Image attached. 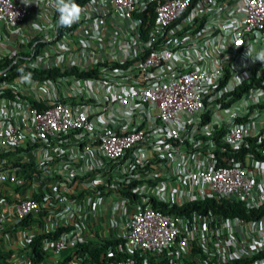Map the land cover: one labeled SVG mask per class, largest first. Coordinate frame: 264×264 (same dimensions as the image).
<instances>
[{
	"label": "built area",
	"instance_id": "obj_1",
	"mask_svg": "<svg viewBox=\"0 0 264 264\" xmlns=\"http://www.w3.org/2000/svg\"><path fill=\"white\" fill-rule=\"evenodd\" d=\"M75 3L62 27L56 0H0V226L65 227L0 264L95 237L122 254L104 264H264V213L152 206L264 204V0Z\"/></svg>",
	"mask_w": 264,
	"mask_h": 264
},
{
	"label": "trees",
	"instance_id": "obj_2",
	"mask_svg": "<svg viewBox=\"0 0 264 264\" xmlns=\"http://www.w3.org/2000/svg\"><path fill=\"white\" fill-rule=\"evenodd\" d=\"M45 71H22V73H28L33 75H41ZM254 151V149H252ZM244 152L240 153L238 156L240 159ZM152 206L158 210L167 211L174 215H184L189 217L193 210H205L206 208H210L214 213L223 215V216H238L242 218H252L260 216L264 213V204L254 207V208H247L243 205L242 202L238 201H231V200H221L219 203H215L211 200L203 201L202 203L199 202H186L182 205L176 204H169L166 202H152ZM30 220L27 218L20 224H27ZM18 226V225H17ZM63 229L64 226L58 227L54 232L50 234H36L30 240L27 248V253L30 255L32 261L37 262L40 259L44 258V249L42 248L41 241L46 236H57ZM115 242L102 239L99 237L92 238L91 240L87 241L86 243L80 244L77 249L70 252L61 262V264H104L107 260L118 258L122 256V254L118 253L114 246ZM110 247L109 252L107 253V247ZM77 252H81L83 254V259L78 262H73L72 257ZM129 257V254H126ZM134 258H139V256L134 255ZM237 261L233 263H202L198 262V260H188L185 261L183 264H235ZM149 264H167V259H162L160 262L154 263L152 262L151 258L149 260Z\"/></svg>",
	"mask_w": 264,
	"mask_h": 264
},
{
	"label": "crops",
	"instance_id": "obj_3",
	"mask_svg": "<svg viewBox=\"0 0 264 264\" xmlns=\"http://www.w3.org/2000/svg\"><path fill=\"white\" fill-rule=\"evenodd\" d=\"M14 190L17 192L18 189H15L8 183L0 184V193L4 192L8 195L9 193H13ZM23 229L24 228L20 226H16L12 221H6L4 225L2 224V226H0V258L2 260L18 259L22 257V255L27 254L28 245L25 242ZM68 253V251L63 252L62 256L64 257ZM61 260L60 263L63 261ZM47 264H52L50 258L47 261ZM53 264L57 263L54 262Z\"/></svg>",
	"mask_w": 264,
	"mask_h": 264
},
{
	"label": "clouds",
	"instance_id": "obj_4",
	"mask_svg": "<svg viewBox=\"0 0 264 264\" xmlns=\"http://www.w3.org/2000/svg\"><path fill=\"white\" fill-rule=\"evenodd\" d=\"M59 12L58 24L62 27H70L80 20L83 9L75 3V0H56ZM259 61H264V54L258 56Z\"/></svg>",
	"mask_w": 264,
	"mask_h": 264
}]
</instances>
